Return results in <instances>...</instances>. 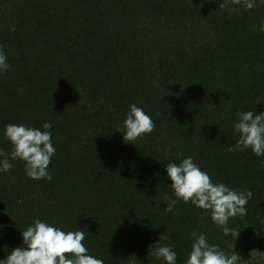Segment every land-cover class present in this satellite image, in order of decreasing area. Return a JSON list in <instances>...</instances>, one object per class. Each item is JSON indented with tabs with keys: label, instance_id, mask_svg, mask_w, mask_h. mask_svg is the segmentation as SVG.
<instances>
[{
	"label": "trees",
	"instance_id": "trees-1",
	"mask_svg": "<svg viewBox=\"0 0 264 264\" xmlns=\"http://www.w3.org/2000/svg\"><path fill=\"white\" fill-rule=\"evenodd\" d=\"M254 4L0 0L10 65L0 72V151L12 164L0 172V260L24 246L23 230L39 219L83 231L88 254L104 264H166L151 254L157 241L185 264L193 231L240 264H264L252 249L264 242V156L229 151L237 113L264 112V0ZM132 104L156 127L125 142ZM45 122L52 179L34 180L24 161L11 160L4 130L43 131ZM187 157L213 183L253 193L247 215L228 222L236 240L190 202L165 211V197L176 199L166 166Z\"/></svg>",
	"mask_w": 264,
	"mask_h": 264
},
{
	"label": "clouds",
	"instance_id": "clouds-1",
	"mask_svg": "<svg viewBox=\"0 0 264 264\" xmlns=\"http://www.w3.org/2000/svg\"><path fill=\"white\" fill-rule=\"evenodd\" d=\"M242 2L246 10L255 7L254 0H232L235 5ZM260 31H264V24ZM9 67L0 46V72H6ZM237 117L239 122L233 127L239 139L229 147V151L251 149L256 156H264V112H238ZM155 127L152 118L141 107L132 104L121 133L125 142H131L151 134ZM43 129L8 124L4 130V136L13 146L11 160L24 161L26 175L34 180L52 179L47 171L56 152L49 131L51 124L45 122ZM261 167L264 168V161H261ZM11 168L9 153L0 151V172H8ZM166 170L176 199L165 197V211L172 212L177 200L190 202L208 212L212 222L222 229L225 236L238 238L240 231L230 228L228 222L230 218L247 215L246 205L253 196L250 190L238 192L222 183H213L209 174L202 171L191 157L184 158L179 164L168 163ZM191 235L194 243L185 264H240L239 254L226 255L218 245H210L203 233L193 231ZM22 237L24 246L14 248L6 259L0 260V264H104L102 259L88 254L83 243V231L65 232L37 219L23 230ZM166 238L171 239L170 236ZM151 254L166 264H176L177 253L158 241Z\"/></svg>",
	"mask_w": 264,
	"mask_h": 264
},
{
	"label": "rangeland",
	"instance_id": "rangeland-1",
	"mask_svg": "<svg viewBox=\"0 0 264 264\" xmlns=\"http://www.w3.org/2000/svg\"><path fill=\"white\" fill-rule=\"evenodd\" d=\"M261 244V247L259 246V244H257L254 248H252L256 253H259L262 255V259H263V262H264V242L263 243H260ZM262 250V251H261ZM263 252V254H262Z\"/></svg>",
	"mask_w": 264,
	"mask_h": 264
}]
</instances>
